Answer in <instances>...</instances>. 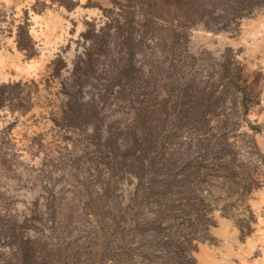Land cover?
<instances>
[{
    "label": "rangeland",
    "instance_id": "obj_1",
    "mask_svg": "<svg viewBox=\"0 0 264 264\" xmlns=\"http://www.w3.org/2000/svg\"><path fill=\"white\" fill-rule=\"evenodd\" d=\"M0 264H264V0H0Z\"/></svg>",
    "mask_w": 264,
    "mask_h": 264
}]
</instances>
